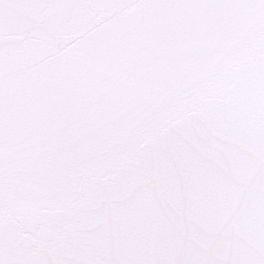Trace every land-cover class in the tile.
I'll return each instance as SVG.
<instances>
[{"label": "snow or ice", "instance_id": "snow-or-ice-1", "mask_svg": "<svg viewBox=\"0 0 264 264\" xmlns=\"http://www.w3.org/2000/svg\"><path fill=\"white\" fill-rule=\"evenodd\" d=\"M0 264H264V0H0Z\"/></svg>", "mask_w": 264, "mask_h": 264}]
</instances>
